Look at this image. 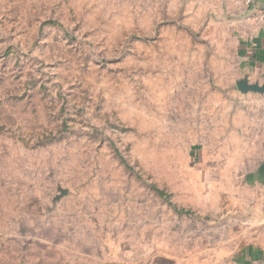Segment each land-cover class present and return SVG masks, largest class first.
<instances>
[{
	"label": "rangeland",
	"instance_id": "rangeland-1",
	"mask_svg": "<svg viewBox=\"0 0 264 264\" xmlns=\"http://www.w3.org/2000/svg\"><path fill=\"white\" fill-rule=\"evenodd\" d=\"M228 4L0 0V264H264Z\"/></svg>",
	"mask_w": 264,
	"mask_h": 264
},
{
	"label": "crops",
	"instance_id": "crops-1",
	"mask_svg": "<svg viewBox=\"0 0 264 264\" xmlns=\"http://www.w3.org/2000/svg\"><path fill=\"white\" fill-rule=\"evenodd\" d=\"M229 15L234 25V33L239 39L238 54L249 82L264 85V20H260L256 11L263 8V0H254L246 6L239 0H227ZM253 77V78H252ZM251 84V83H250ZM245 181L248 186H264L263 160L247 171Z\"/></svg>",
	"mask_w": 264,
	"mask_h": 264
},
{
	"label": "water",
	"instance_id": "water-1",
	"mask_svg": "<svg viewBox=\"0 0 264 264\" xmlns=\"http://www.w3.org/2000/svg\"><path fill=\"white\" fill-rule=\"evenodd\" d=\"M238 88L244 93L247 92H255V93H264V85L260 86L259 84H250L249 79L245 78L241 82L238 83ZM66 192H63L62 194H65Z\"/></svg>",
	"mask_w": 264,
	"mask_h": 264
},
{
	"label": "built area",
	"instance_id": "built-area-1",
	"mask_svg": "<svg viewBox=\"0 0 264 264\" xmlns=\"http://www.w3.org/2000/svg\"><path fill=\"white\" fill-rule=\"evenodd\" d=\"M242 4L246 6H251L254 4V0H239ZM256 15L260 20H264V0H263V8L256 11Z\"/></svg>",
	"mask_w": 264,
	"mask_h": 264
},
{
	"label": "trees",
	"instance_id": "trees-1",
	"mask_svg": "<svg viewBox=\"0 0 264 264\" xmlns=\"http://www.w3.org/2000/svg\"><path fill=\"white\" fill-rule=\"evenodd\" d=\"M161 193V195H163V193L162 192H160Z\"/></svg>",
	"mask_w": 264,
	"mask_h": 264
}]
</instances>
